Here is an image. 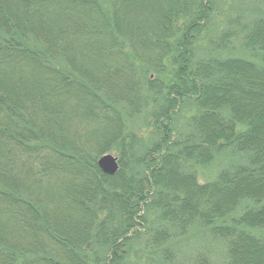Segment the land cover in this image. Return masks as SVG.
I'll list each match as a JSON object with an SVG mask.
<instances>
[{
	"label": "trees",
	"instance_id": "1",
	"mask_svg": "<svg viewBox=\"0 0 264 264\" xmlns=\"http://www.w3.org/2000/svg\"><path fill=\"white\" fill-rule=\"evenodd\" d=\"M0 264H264V0H0Z\"/></svg>",
	"mask_w": 264,
	"mask_h": 264
},
{
	"label": "water",
	"instance_id": "2",
	"mask_svg": "<svg viewBox=\"0 0 264 264\" xmlns=\"http://www.w3.org/2000/svg\"><path fill=\"white\" fill-rule=\"evenodd\" d=\"M97 166L102 173L113 175L118 170L117 158L112 154H103L97 159Z\"/></svg>",
	"mask_w": 264,
	"mask_h": 264
},
{
	"label": "rangeland",
	"instance_id": "3",
	"mask_svg": "<svg viewBox=\"0 0 264 264\" xmlns=\"http://www.w3.org/2000/svg\"><path fill=\"white\" fill-rule=\"evenodd\" d=\"M244 1H246V0H244ZM222 7H224V6H222ZM135 120V119H134ZM142 123H138L137 125H136V127H140L138 130H137V132L138 133H140V134H142L143 136L142 137H146L147 135H148V132H146V130H144V129H142L143 128V125H141ZM112 155H114V156H116L117 157V154L115 153V152H110ZM220 157L217 159V161H216V163L217 164H219V162H220ZM220 167V166H219ZM218 167V168H219ZM217 168V169H218ZM216 169V170H217ZM203 171H205V173L207 172L206 170H200V177H202V180H204V178H203V176H202V172ZM216 172V171H215ZM194 229V228H193ZM192 229V230H193ZM192 232H195L194 230L192 231ZM199 235V233L197 232V233H195L194 234V236H196V237H194V238H191L190 240H189V243H188V245L190 244V245H198V243L199 242H201L200 241V237H197ZM187 241H184V242H182V244H185ZM202 243V242H201ZM182 247V249L184 248V246H181ZM187 247V246H186Z\"/></svg>",
	"mask_w": 264,
	"mask_h": 264
}]
</instances>
